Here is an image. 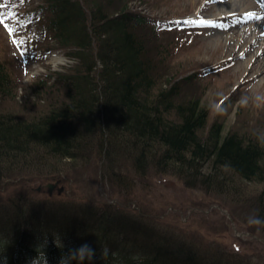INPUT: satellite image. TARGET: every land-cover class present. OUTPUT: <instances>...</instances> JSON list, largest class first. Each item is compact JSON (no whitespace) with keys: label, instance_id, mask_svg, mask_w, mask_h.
<instances>
[{"label":"trees","instance_id":"1","mask_svg":"<svg viewBox=\"0 0 264 264\" xmlns=\"http://www.w3.org/2000/svg\"><path fill=\"white\" fill-rule=\"evenodd\" d=\"M38 6L56 48L67 49L76 65L71 73L47 75L65 99L45 114L21 120L0 112V182L45 165L49 156L82 159V151L101 140V146L110 142L116 159L128 153L141 175L154 169L176 174L192 187L224 195L238 188L236 177L264 184V136L225 133L219 121L208 127L201 100L177 103L175 84L153 94L159 80L140 30L147 26L144 17L127 7L110 16L99 0H43ZM47 80L34 86L42 90ZM17 88L0 58V95L12 97ZM259 200L258 220L264 221V192ZM130 216L118 208L30 196L0 199V264H60L70 248L84 243L95 250L91 264H230L221 249L203 252Z\"/></svg>","mask_w":264,"mask_h":264},{"label":"rangeland","instance_id":"2","mask_svg":"<svg viewBox=\"0 0 264 264\" xmlns=\"http://www.w3.org/2000/svg\"><path fill=\"white\" fill-rule=\"evenodd\" d=\"M99 1L110 16L127 7L132 14L147 19V26L140 30L148 39L159 80L154 95L159 88L167 85L165 89H169L175 84L179 90L174 99L177 103L201 100L209 114L208 127L219 121L224 123L225 133L264 136V72L245 67L255 54L264 58L257 51L262 41L247 31L241 48L240 42L224 41L218 46L229 37L230 30L194 20L198 15L216 13L227 0L211 5H205L204 0ZM41 2L0 0V58L13 71L18 86L12 97L0 95V112L21 120H33L64 100V89L53 82L44 84L42 90L34 85L45 79L47 71L71 73L76 65L67 49L51 51L58 44L46 33L45 20L37 8ZM253 19L247 17L249 22L239 27L240 32L253 26ZM245 50L247 53H243ZM217 65L229 68L217 72ZM111 147L109 141L101 146L100 140L85 148L79 160L49 156L45 165L37 163L16 172L25 174L22 177L4 178L0 199L21 195L56 204H89L101 210L119 208L135 219L145 217L152 229L173 234L174 241L192 242L203 252L221 249L230 264H238L239 260L264 264V221L258 220L264 184L236 177L234 186L239 190L224 195L215 189L192 187L176 174L154 169L141 175L128 153L122 152L116 159L108 151ZM109 153L114 161L106 170ZM57 180L60 184L49 196L46 184ZM39 186H43L40 192ZM59 188L63 189L60 195Z\"/></svg>","mask_w":264,"mask_h":264},{"label":"bare ground","instance_id":"3","mask_svg":"<svg viewBox=\"0 0 264 264\" xmlns=\"http://www.w3.org/2000/svg\"><path fill=\"white\" fill-rule=\"evenodd\" d=\"M205 5H211L214 3V0H204ZM208 3V4H207ZM207 6H205L206 8ZM212 6L210 7V9ZM253 5L249 0H228L224 5L218 9L216 14H211V18L213 21L219 20L223 17V13H231V17L236 19L240 16L247 17V12L253 9ZM207 9V8H206ZM251 29L255 32L256 40L259 39L261 48L258 46V53L264 55V21L255 23ZM249 30V29H248ZM246 32L235 31L228 36H226L223 41L219 42L217 45L219 46L221 43L225 41L226 43L232 44L233 42H240L239 48H241L246 42ZM252 46V44H251ZM232 46H229L231 48ZM244 53H247L246 51ZM257 54L253 55L252 58L246 63L245 67L247 70H253L256 73L259 71L264 72V58H260ZM264 57V56H263ZM217 68V67H216Z\"/></svg>","mask_w":264,"mask_h":264},{"label":"clouds","instance_id":"4","mask_svg":"<svg viewBox=\"0 0 264 264\" xmlns=\"http://www.w3.org/2000/svg\"><path fill=\"white\" fill-rule=\"evenodd\" d=\"M95 250L87 243L72 247L60 259V264H91Z\"/></svg>","mask_w":264,"mask_h":264},{"label":"water","instance_id":"5","mask_svg":"<svg viewBox=\"0 0 264 264\" xmlns=\"http://www.w3.org/2000/svg\"><path fill=\"white\" fill-rule=\"evenodd\" d=\"M56 185L57 184H52V183L47 185L50 194L52 193V191H53V189L55 188ZM39 190H40V188H39ZM61 192H62V189H59V193H61Z\"/></svg>","mask_w":264,"mask_h":264},{"label":"snow or ice","instance_id":"6","mask_svg":"<svg viewBox=\"0 0 264 264\" xmlns=\"http://www.w3.org/2000/svg\"><path fill=\"white\" fill-rule=\"evenodd\" d=\"M0 20H2V18H0Z\"/></svg>","mask_w":264,"mask_h":264}]
</instances>
